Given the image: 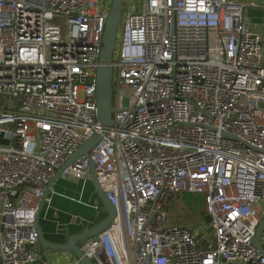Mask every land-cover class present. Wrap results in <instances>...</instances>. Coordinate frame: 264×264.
I'll list each match as a JSON object with an SVG mask.
<instances>
[{
    "label": "built area",
    "instance_id": "2783aa9c",
    "mask_svg": "<svg viewBox=\"0 0 264 264\" xmlns=\"http://www.w3.org/2000/svg\"><path fill=\"white\" fill-rule=\"evenodd\" d=\"M110 2L0 0V264H50L37 211L57 169L102 133L95 82ZM257 5L124 1L114 123L63 172L85 182L94 159L116 207L80 243L93 264H264L254 244L264 216V36L245 16ZM185 192L204 195L210 221L199 229L168 223Z\"/></svg>",
    "mask_w": 264,
    "mask_h": 264
},
{
    "label": "water",
    "instance_id": "95a60500",
    "mask_svg": "<svg viewBox=\"0 0 264 264\" xmlns=\"http://www.w3.org/2000/svg\"><path fill=\"white\" fill-rule=\"evenodd\" d=\"M125 0H111L109 6V15L106 19L104 31L102 34L101 45L98 53V66L96 68V104H97V115L98 120L102 126V133H94L89 138L84 140L75 153L68 158V160L63 163L55 172L48 185L45 188L43 199L40 203V206L37 211L36 225L39 232L40 243L43 246L44 254L49 250H67L71 252L75 258L80 262V264H93L92 260L84 255L83 251L80 248V243L99 234L102 232L115 218L116 216V207L114 203L109 198L108 194L102 188L98 175L96 172V162L94 159L88 157L90 162V177L95 185L96 194L102 201L104 209L107 212V215L102 218L98 223L83 229L77 233L71 234L67 237V240L64 243H53L50 242L43 234L41 225H40V213L44 204V199L49 195L51 187L55 181L63 175L64 170L71 165L75 160L82 156H88L92 148H94L102 135L113 125L114 118V108H113V74H114V54L115 48L118 39L119 27L122 21L123 8ZM257 6H246V8H261L264 9L262 0H256ZM244 9V10H245ZM206 222L210 221V216L202 212ZM264 233V216L258 223L256 228L254 244L256 247L264 254V247L261 244V237Z\"/></svg>",
    "mask_w": 264,
    "mask_h": 264
},
{
    "label": "crops",
    "instance_id": "0c3cea01",
    "mask_svg": "<svg viewBox=\"0 0 264 264\" xmlns=\"http://www.w3.org/2000/svg\"><path fill=\"white\" fill-rule=\"evenodd\" d=\"M245 15L264 36V9L246 8ZM49 196L51 202L43 204L39 221L44 236L53 243H64L69 235L98 223L107 215L91 177L84 182L61 175L51 187ZM40 249L44 253L41 243ZM49 251L50 264H68L69 251L64 250L62 255Z\"/></svg>",
    "mask_w": 264,
    "mask_h": 264
},
{
    "label": "rangeland",
    "instance_id": "374dc122",
    "mask_svg": "<svg viewBox=\"0 0 264 264\" xmlns=\"http://www.w3.org/2000/svg\"><path fill=\"white\" fill-rule=\"evenodd\" d=\"M246 16V15H245ZM248 15L246 16V18ZM205 207L204 195L199 192H185L176 194L168 208V223L178 225H189L199 229L207 222L202 215ZM49 252L63 254L64 250H52ZM71 252L67 253L68 264L74 260Z\"/></svg>",
    "mask_w": 264,
    "mask_h": 264
},
{
    "label": "trees",
    "instance_id": "16d2710c",
    "mask_svg": "<svg viewBox=\"0 0 264 264\" xmlns=\"http://www.w3.org/2000/svg\"><path fill=\"white\" fill-rule=\"evenodd\" d=\"M36 264H40V263H36Z\"/></svg>",
    "mask_w": 264,
    "mask_h": 264
}]
</instances>
